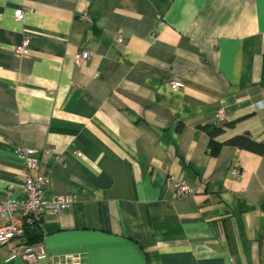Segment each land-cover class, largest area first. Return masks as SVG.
Masks as SVG:
<instances>
[{"label": "crops", "instance_id": "1", "mask_svg": "<svg viewBox=\"0 0 264 264\" xmlns=\"http://www.w3.org/2000/svg\"><path fill=\"white\" fill-rule=\"evenodd\" d=\"M244 133L261 153L224 144ZM19 145L75 199L34 264H264V0H0V201Z\"/></svg>", "mask_w": 264, "mask_h": 264}, {"label": "built area", "instance_id": "2", "mask_svg": "<svg viewBox=\"0 0 264 264\" xmlns=\"http://www.w3.org/2000/svg\"><path fill=\"white\" fill-rule=\"evenodd\" d=\"M14 17L21 21L24 11L17 8ZM29 35H23L20 44L15 48L17 54L24 55L28 51ZM88 50H82L73 55L77 63L88 59ZM167 86L172 89H181L183 83L179 78L171 77L166 81ZM224 117V110L221 108L215 115L217 122ZM16 151L24 164V172L21 180V196L12 198L10 193L6 199L0 201V246L10 248L11 256L18 257L28 264H34L40 257L45 255L43 247L38 244L28 245L24 240V230L27 224L38 222L41 224L45 212L51 211L60 213L68 209L74 198L62 195L47 194L46 186L49 183L50 171L41 162L37 150L32 147L19 145ZM81 155V152H77ZM234 177L239 176L237 167L231 169ZM179 194L189 193L185 184L177 186ZM11 241H16L12 246Z\"/></svg>", "mask_w": 264, "mask_h": 264}, {"label": "trees", "instance_id": "3", "mask_svg": "<svg viewBox=\"0 0 264 264\" xmlns=\"http://www.w3.org/2000/svg\"><path fill=\"white\" fill-rule=\"evenodd\" d=\"M233 124L232 121L227 122L224 126H231ZM210 137L209 144V153L212 155L217 154L221 143L214 140L215 136L220 134L223 131V127L217 126L215 124L203 125L201 126ZM224 144L233 145L238 148L247 149L256 153H261L263 150L262 144L252 139L248 133H244L241 135H236L229 140H227ZM24 240L28 245H34L42 242V235L40 230V223L33 222L31 224H27L24 230Z\"/></svg>", "mask_w": 264, "mask_h": 264}]
</instances>
